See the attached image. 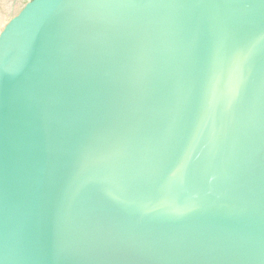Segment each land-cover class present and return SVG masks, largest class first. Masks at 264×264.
Instances as JSON below:
<instances>
[{"label": "water", "instance_id": "obj_1", "mask_svg": "<svg viewBox=\"0 0 264 264\" xmlns=\"http://www.w3.org/2000/svg\"><path fill=\"white\" fill-rule=\"evenodd\" d=\"M2 264H264V0H0Z\"/></svg>", "mask_w": 264, "mask_h": 264}, {"label": "snow or ice", "instance_id": "obj_2", "mask_svg": "<svg viewBox=\"0 0 264 264\" xmlns=\"http://www.w3.org/2000/svg\"><path fill=\"white\" fill-rule=\"evenodd\" d=\"M0 264H2V261H0Z\"/></svg>", "mask_w": 264, "mask_h": 264}]
</instances>
